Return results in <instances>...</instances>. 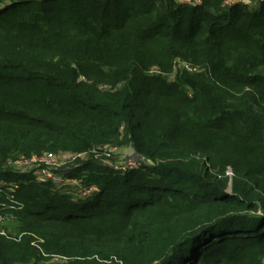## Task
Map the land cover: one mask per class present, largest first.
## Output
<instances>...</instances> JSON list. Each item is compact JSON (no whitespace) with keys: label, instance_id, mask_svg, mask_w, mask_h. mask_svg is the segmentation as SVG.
Returning <instances> with one entry per match:
<instances>
[{"label":"trees","instance_id":"trees-1","mask_svg":"<svg viewBox=\"0 0 264 264\" xmlns=\"http://www.w3.org/2000/svg\"><path fill=\"white\" fill-rule=\"evenodd\" d=\"M225 1L0 0V264H264V1Z\"/></svg>","mask_w":264,"mask_h":264},{"label":"rangeland","instance_id":"rangeland-1","mask_svg":"<svg viewBox=\"0 0 264 264\" xmlns=\"http://www.w3.org/2000/svg\"><path fill=\"white\" fill-rule=\"evenodd\" d=\"M111 153L112 154L106 153L103 156V158L105 159V160L103 159V162L113 164L119 168H123L125 166V164H127L131 161L136 162V163H140V164L142 163V161H140V159L136 156L134 150L131 148L121 149V150L119 149L116 152H111ZM49 156H53V155H44L42 157H38L37 159H39V160L43 159L44 161H42V162H40V161L31 162L27 166L21 168L22 172L23 173L24 172L29 173L32 171H36V172H34V175L36 176L38 181L42 179V176L44 173H50L55 182L56 181H58V182L62 181V183L60 182L58 184V187H57L58 190L62 191L65 194L72 195L74 198H76V196H86V195L92 193V191L82 188V186H81L82 184H81V181H79V179H74V180L67 179L66 173H68L69 170H71L70 166H72L76 163L74 157H70V156L58 157V156H55V157H57L56 159H53V158L50 159ZM49 159L52 161H49L47 164H45L44 162L48 161ZM75 167H77V166H74V168ZM3 185L5 186L4 183H3ZM9 190L11 191L10 188H9ZM14 226H15L14 222H10V220H8L7 217L5 218V217L0 215V227H2L4 229V232L6 231L5 227H7L8 231H12ZM59 260H60L59 258L55 259V261H59Z\"/></svg>","mask_w":264,"mask_h":264},{"label":"built area","instance_id":"built-area-1","mask_svg":"<svg viewBox=\"0 0 264 264\" xmlns=\"http://www.w3.org/2000/svg\"><path fill=\"white\" fill-rule=\"evenodd\" d=\"M175 2L178 4V5H183V6H198V5H201V0H175ZM234 4H236L235 0H226L225 3H224V7L226 8H229L231 6H233ZM153 72H157V70L155 69ZM117 150L114 149V150H111L109 154H112L111 152H116ZM108 154V153H107ZM50 159H56L57 157L55 156H49ZM76 159V157H74ZM46 159V158H45ZM48 160L46 162H44L45 164H47L49 161H52V160ZM37 161H44L43 159L42 160H39L37 158H33L32 160H22V161H19L18 163H16L15 165L18 167V168H23L25 166H27L28 164H30L31 162H37ZM140 163H136V162H129L127 164H125V166L123 168H119V167H116V169L118 170H121V171H126L128 169H137L138 167H140ZM44 173V172H43ZM51 174L50 173H44L43 176H42V179L39 180L40 182L42 183H46L47 181L51 180L52 182L56 183V184H59L60 182L62 183V181H54L53 178H52V175L50 176ZM229 175L232 176V172H229ZM0 187H4L3 183L0 182ZM0 234L1 235H6L4 231L0 230Z\"/></svg>","mask_w":264,"mask_h":264},{"label":"crops","instance_id":"crops-1","mask_svg":"<svg viewBox=\"0 0 264 264\" xmlns=\"http://www.w3.org/2000/svg\"><path fill=\"white\" fill-rule=\"evenodd\" d=\"M260 1H264V0H235L236 3H242L246 5H255Z\"/></svg>","mask_w":264,"mask_h":264}]
</instances>
